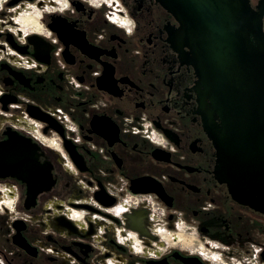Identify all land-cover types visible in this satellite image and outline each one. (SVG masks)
I'll use <instances>...</instances> for the list:
<instances>
[{
    "label": "flooded vegetation",
    "instance_id": "obj_1",
    "mask_svg": "<svg viewBox=\"0 0 264 264\" xmlns=\"http://www.w3.org/2000/svg\"><path fill=\"white\" fill-rule=\"evenodd\" d=\"M180 27L160 0H0V142L36 146L42 187L0 177V264H264ZM227 120L224 166L263 170L264 136Z\"/></svg>",
    "mask_w": 264,
    "mask_h": 264
},
{
    "label": "water",
    "instance_id": "obj_2",
    "mask_svg": "<svg viewBox=\"0 0 264 264\" xmlns=\"http://www.w3.org/2000/svg\"><path fill=\"white\" fill-rule=\"evenodd\" d=\"M160 1L181 23L191 63L209 100L208 131L217 149V175L230 182L234 197L264 212V169L254 170L253 166L259 165L254 160L242 162L231 156V167L226 168L223 132L216 122L228 118V127H249L250 133L264 136V0L256 11L248 5L249 0ZM35 150V145L15 134L0 142V177H15L27 183L29 190H41L40 171L30 169L31 165L38 166ZM239 164L252 169L233 170Z\"/></svg>",
    "mask_w": 264,
    "mask_h": 264
},
{
    "label": "built area",
    "instance_id": "obj_3",
    "mask_svg": "<svg viewBox=\"0 0 264 264\" xmlns=\"http://www.w3.org/2000/svg\"><path fill=\"white\" fill-rule=\"evenodd\" d=\"M147 132V129H145ZM130 203L137 207H146L154 216H164V211L160 208L159 204L151 195H134L130 196Z\"/></svg>",
    "mask_w": 264,
    "mask_h": 264
}]
</instances>
